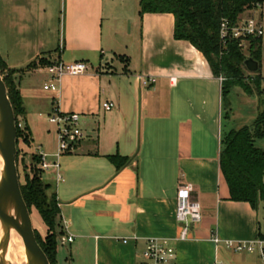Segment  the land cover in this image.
<instances>
[{
	"label": "crops",
	"instance_id": "crops-1",
	"mask_svg": "<svg viewBox=\"0 0 264 264\" xmlns=\"http://www.w3.org/2000/svg\"><path fill=\"white\" fill-rule=\"evenodd\" d=\"M140 9V0H0V58L17 71L30 154L57 160L48 122L54 109L81 116L83 139L58 158L62 180L54 169L42 174L45 183L52 176L49 193L65 237L73 236L60 240L57 264H142L149 238L171 241L174 264H264L258 248L235 252L224 244L264 242V202L254 209L232 201L220 166L223 136L253 125L259 97L244 100L242 117L225 115L223 80L189 41L175 39L174 15ZM57 61H83L90 70L64 77L59 93L46 91L48 74L42 85L33 74ZM144 77L154 78L148 88ZM106 102L115 108L105 111ZM43 122L54 133L51 144L36 141ZM115 155L128 163L118 169L109 159ZM181 183L193 185L203 219L194 239L176 242Z\"/></svg>",
	"mask_w": 264,
	"mask_h": 264
},
{
	"label": "trees",
	"instance_id": "trees-1",
	"mask_svg": "<svg viewBox=\"0 0 264 264\" xmlns=\"http://www.w3.org/2000/svg\"><path fill=\"white\" fill-rule=\"evenodd\" d=\"M264 0H140V13H171L175 17L174 37L187 40L198 49L208 61L214 75L223 78L222 96L228 101L234 87H240L247 94L259 97V113L252 126L233 130L221 140L220 166L230 189L231 200L247 202L257 209L264 202V149L256 146L257 140H264V91L263 78L259 73L246 75L245 60L252 58L262 63L263 38L249 40V56H246L240 42L229 39L224 46L220 39V25L223 19L236 23L246 9ZM34 65H31L33 67ZM0 73L7 86L8 96L13 106L17 122V141L22 138L18 117L25 115L16 70L7 68L0 58ZM254 85L255 89L246 80ZM26 138L31 145V132L25 127ZM25 138V139H26ZM27 143V139L25 141ZM118 169L126 165L127 158L119 155L109 157ZM32 174H25L21 184L23 198L29 208L38 210L46 227L45 236L37 231L35 235L50 264H57L60 240L65 237L61 222V211L55 193H49L51 185L42 179L37 169L38 155H33Z\"/></svg>",
	"mask_w": 264,
	"mask_h": 264
},
{
	"label": "built area",
	"instance_id": "built-area-1",
	"mask_svg": "<svg viewBox=\"0 0 264 264\" xmlns=\"http://www.w3.org/2000/svg\"><path fill=\"white\" fill-rule=\"evenodd\" d=\"M262 4H257L255 8L261 9ZM256 11V10H255ZM241 14L236 23H232L228 19H223L220 25V39L224 46L227 45L229 39H235L240 42V47H245L251 38L264 37V22L260 17L254 14L243 16ZM48 81L44 84V90L53 93L60 92L61 81L66 76H80L90 70V66L83 61L66 63L57 61L47 66ZM223 80V78H221ZM143 86L150 87L154 83L153 77L141 78ZM105 111H111L115 108L113 102H106L102 105ZM48 122L55 127L57 136V160L53 163L49 162L48 155L38 152L40 162L37 164L42 174L54 169L56 171L57 181L62 180L60 174V163L58 158L76 151L80 141L84 137L81 125V116L77 113H64L59 108L48 116ZM194 187L189 183H181L177 189L176 204V222L179 226V233L174 238L176 242H185L194 239V228L199 225L203 219L202 207L200 202L193 199L192 192ZM66 224L64 223V228ZM212 241L219 245L222 240L218 236H213ZM73 242V236L65 237L61 243L69 244ZM224 244L227 249L235 252H253L259 249L264 258V242L262 240L254 241H238L226 240ZM176 248L168 239L149 238L146 240L145 249L142 253V264H174L176 259Z\"/></svg>",
	"mask_w": 264,
	"mask_h": 264
},
{
	"label": "water",
	"instance_id": "water-1",
	"mask_svg": "<svg viewBox=\"0 0 264 264\" xmlns=\"http://www.w3.org/2000/svg\"><path fill=\"white\" fill-rule=\"evenodd\" d=\"M246 69L255 74L260 69L259 62L248 58L244 62ZM0 138L1 179H0V221L12 225L19 232L25 249L27 261L25 264H50L46 254L39 245L33 227L29 208L21 192L20 177L17 167V122L16 116L8 96V90L3 76L0 73ZM11 202L15 215L7 213V206ZM1 247H5L7 239L3 238ZM0 259L2 264H13Z\"/></svg>",
	"mask_w": 264,
	"mask_h": 264
},
{
	"label": "rangeland",
	"instance_id": "rangeland-1",
	"mask_svg": "<svg viewBox=\"0 0 264 264\" xmlns=\"http://www.w3.org/2000/svg\"><path fill=\"white\" fill-rule=\"evenodd\" d=\"M263 7L261 9L259 8H251V9H246L245 12L243 13L244 17L246 16H250L252 14H254L256 17H260L261 20L264 22V4H262ZM256 10V11H255ZM248 46L249 43L246 44L245 47H243V51L245 53L246 56H249V51H248ZM47 72H45L44 70H40L37 71L35 74H33V79L37 82L40 83L41 85L43 84V82L46 80L45 79V75ZM261 75V77L263 78L262 81V89L264 91V37H263V44H262V63H261V68L259 69V71L257 72ZM256 74V73H255ZM246 75H253L252 73H250L248 70L246 72ZM247 84H250L252 88L255 89L254 85L250 83V80H246ZM236 89L232 90V92L229 95L228 101L225 102V115L228 116H233L234 114H236V116H238L237 118H240V116L242 117L243 115H245L247 113V103H245L244 100L247 99H253L257 96H255L256 94H252L250 96H248L247 94H245L243 92L242 89H240V87H235ZM235 105V108L234 106ZM18 124H19V128L22 132V138L18 139L17 141V167H18V172H19V177H20V183L23 184L24 183V178H25V174H32V167L35 166L34 161H33V155L34 154H30V150H28V144L29 142V138H26L27 136V132L25 130V127L23 125V121H22V117L19 116L18 117ZM227 120V118H225V121ZM238 122V121H237ZM238 124V123H237ZM48 129H51V126L46 123H39V129L36 130V141L38 143L40 142H44L47 141V144H51L52 140H54V133L53 131L51 132H47ZM27 139V143L25 142ZM264 144L263 140H258L257 141V146L261 147V145ZM46 183H51V179L52 176L51 175H45L44 176ZM53 184V182H52ZM50 192V191H49ZM31 219H32V223H33V227L34 230L37 231L39 234H41V236H45L46 234V227L44 225V222L41 218V215L39 214L38 210L36 209H31ZM259 215H260V221L262 222V225L264 226V204H260L259 206ZM8 241L6 243V248L8 249ZM5 247H1V243H0V259H5ZM0 264H2L0 262Z\"/></svg>",
	"mask_w": 264,
	"mask_h": 264
},
{
	"label": "bare ground",
	"instance_id": "bare-ground-1",
	"mask_svg": "<svg viewBox=\"0 0 264 264\" xmlns=\"http://www.w3.org/2000/svg\"><path fill=\"white\" fill-rule=\"evenodd\" d=\"M1 137L2 134L0 127V138ZM1 164H2V159L0 157V179H1ZM6 211L10 215H15L13 205L11 204V202H9ZM3 238L7 239L9 245L7 250L8 255L6 256L7 260L12 262L13 264H25L27 258L19 232L16 230L14 226L12 225L6 226L0 221V241Z\"/></svg>",
	"mask_w": 264,
	"mask_h": 264
}]
</instances>
